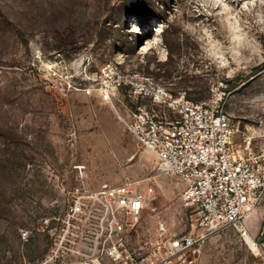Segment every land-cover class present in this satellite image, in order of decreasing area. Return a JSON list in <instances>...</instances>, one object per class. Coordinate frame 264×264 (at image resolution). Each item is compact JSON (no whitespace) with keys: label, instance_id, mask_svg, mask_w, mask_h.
<instances>
[{"label":"rangeland","instance_id":"rangeland-1","mask_svg":"<svg viewBox=\"0 0 264 264\" xmlns=\"http://www.w3.org/2000/svg\"><path fill=\"white\" fill-rule=\"evenodd\" d=\"M110 61L196 102L222 96L234 148L264 143V0H0V264L56 263L53 238L81 175L92 188L134 182L146 196L133 242L160 222L191 230L180 178L156 171L118 115L125 95L112 104L68 87ZM243 225L211 236L198 264H264V196Z\"/></svg>","mask_w":264,"mask_h":264},{"label":"built area","instance_id":"built-area-1","mask_svg":"<svg viewBox=\"0 0 264 264\" xmlns=\"http://www.w3.org/2000/svg\"><path fill=\"white\" fill-rule=\"evenodd\" d=\"M73 81H68L69 88L79 86L112 104L118 91L125 95L128 105L122 114L117 110L118 115L135 139L155 154L156 171L180 178L191 230L174 236L160 222L154 238L133 242L146 196L134 182L92 188L81 175L79 186L69 191L64 234L52 232L57 250L48 261L198 264L211 236L244 228L247 213L264 196V143L257 150L250 142L244 150L234 148V124L221 104L222 96L201 103L190 100L154 76L124 70L119 61L106 63L99 77L85 74L78 84ZM62 89L65 92L67 86ZM29 237L30 231L23 230L22 238ZM72 253L77 260H71Z\"/></svg>","mask_w":264,"mask_h":264},{"label":"bare ground","instance_id":"bare-ground-1","mask_svg":"<svg viewBox=\"0 0 264 264\" xmlns=\"http://www.w3.org/2000/svg\"><path fill=\"white\" fill-rule=\"evenodd\" d=\"M247 241H248V243H249L254 249H256V245H255V243H254V241H253L252 238H250L249 236H247Z\"/></svg>","mask_w":264,"mask_h":264},{"label":"trees","instance_id":"trees-1","mask_svg":"<svg viewBox=\"0 0 264 264\" xmlns=\"http://www.w3.org/2000/svg\"><path fill=\"white\" fill-rule=\"evenodd\" d=\"M261 67H264V63H262V66ZM259 67H257V69H258ZM177 93V92H176ZM184 95H185V97L187 98V96H186V94H185V92H184Z\"/></svg>","mask_w":264,"mask_h":264},{"label":"water","instance_id":"water-1","mask_svg":"<svg viewBox=\"0 0 264 264\" xmlns=\"http://www.w3.org/2000/svg\"><path fill=\"white\" fill-rule=\"evenodd\" d=\"M180 234H182V233H174V236H177V235H180Z\"/></svg>","mask_w":264,"mask_h":264}]
</instances>
